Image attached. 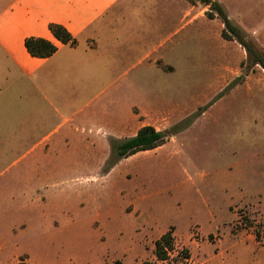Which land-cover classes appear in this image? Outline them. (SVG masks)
Listing matches in <instances>:
<instances>
[{
	"label": "rangeland",
	"instance_id": "rangeland-1",
	"mask_svg": "<svg viewBox=\"0 0 264 264\" xmlns=\"http://www.w3.org/2000/svg\"><path fill=\"white\" fill-rule=\"evenodd\" d=\"M218 1L264 50V0ZM206 29L189 67L111 100L121 114L159 111L134 108L173 130L163 146L109 172V149L52 150L40 163L0 148V264H264V70L221 38L218 18ZM171 227L174 250L158 260L154 241Z\"/></svg>",
	"mask_w": 264,
	"mask_h": 264
},
{
	"label": "crops",
	"instance_id": "crops-1",
	"mask_svg": "<svg viewBox=\"0 0 264 264\" xmlns=\"http://www.w3.org/2000/svg\"><path fill=\"white\" fill-rule=\"evenodd\" d=\"M206 8L190 0H0V148L25 149L24 158L41 163L52 150L109 149L110 138L142 126L160 130L140 118L143 110L159 112L151 106L131 103L121 114L110 110L111 100L153 72L189 67L192 43L206 36ZM50 23L65 27L76 45L54 38ZM27 37L57 50L31 56Z\"/></svg>",
	"mask_w": 264,
	"mask_h": 264
},
{
	"label": "trees",
	"instance_id": "trees-1",
	"mask_svg": "<svg viewBox=\"0 0 264 264\" xmlns=\"http://www.w3.org/2000/svg\"><path fill=\"white\" fill-rule=\"evenodd\" d=\"M192 2L199 1L208 6L206 16L209 19L218 18L222 24L221 37L225 40H236L246 52V62L248 65H259L264 70V50L259 48L252 39L248 38L246 33L235 24L229 17L223 5L217 0H190ZM48 28L54 38L63 44L71 46L76 45V38L73 37L68 30L62 25L50 23ZM26 51L34 57H48L52 55L57 47L50 41L42 38L27 37L24 40ZM173 130H156L151 125H145L138 129L135 135L123 139H109V153L104 162L105 172H109L111 168L121 159L127 158L137 152L149 151L163 145ZM250 222L248 227H251ZM259 241V232L255 233ZM174 250L173 228L166 230L154 241V255L158 260L165 261L170 257ZM183 258H189V251L182 250ZM142 264H148L143 262Z\"/></svg>",
	"mask_w": 264,
	"mask_h": 264
}]
</instances>
